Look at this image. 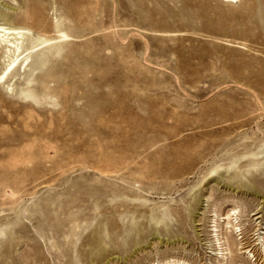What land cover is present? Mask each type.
<instances>
[{"label":"rangeland","instance_id":"1","mask_svg":"<svg viewBox=\"0 0 264 264\" xmlns=\"http://www.w3.org/2000/svg\"><path fill=\"white\" fill-rule=\"evenodd\" d=\"M28 1L0 0V75L34 61L0 81V264H264V0Z\"/></svg>","mask_w":264,"mask_h":264},{"label":"bare ground","instance_id":"2","mask_svg":"<svg viewBox=\"0 0 264 264\" xmlns=\"http://www.w3.org/2000/svg\"><path fill=\"white\" fill-rule=\"evenodd\" d=\"M24 1L26 2L28 0H24ZM27 3H29V1ZM63 37L66 38V35H63ZM24 38H25V33L22 30L0 26V44L1 45L3 44L7 48L14 49L15 50L14 52L17 53V52H19V50H21L22 43L24 42ZM6 52H7V54H9V53H11V50L6 49ZM13 55H14V53H13ZM17 57L18 56H16L13 59L11 57H9L10 61L5 66L3 72L0 75V81H3L7 75L15 77L16 75H18L20 73L21 70L23 72H25L28 67H31L34 65V61H32V55L31 54L26 55V56L24 55V57L22 59H20V61H18V62H17V60H18ZM229 218H230V215L229 214L226 215V218L224 220L225 221V223H224L225 229H229L230 226H232L231 222L229 221ZM232 227H233V229L235 228V231L238 229L237 226H232ZM215 240L219 241V239L217 237ZM227 244H228V247L225 249V251H227L229 254H231V248H230L229 240L227 241ZM246 252L248 255H250V252H248V251H246ZM260 252L264 254V246H261ZM250 257H252V256H250ZM162 264H188V262L185 260H169L168 259L165 262H163ZM230 264H237V263L234 262V259H232Z\"/></svg>","mask_w":264,"mask_h":264}]
</instances>
